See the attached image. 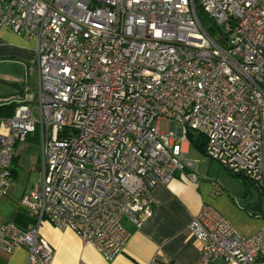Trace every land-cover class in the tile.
I'll return each mask as SVG.
<instances>
[{"label":"built area","instance_id":"1","mask_svg":"<svg viewBox=\"0 0 264 264\" xmlns=\"http://www.w3.org/2000/svg\"><path fill=\"white\" fill-rule=\"evenodd\" d=\"M0 25L35 39L38 77L31 99L0 118V196L17 144L39 143L38 177L18 198L27 223L0 221V254L23 247L26 264H53L39 233L48 223L111 260L126 222L139 227L158 203L155 185L176 172L197 181L192 131L256 189L261 226L244 236L202 205L187 225L198 258L147 264H264V0H0Z\"/></svg>","mask_w":264,"mask_h":264},{"label":"crops","instance_id":"2","mask_svg":"<svg viewBox=\"0 0 264 264\" xmlns=\"http://www.w3.org/2000/svg\"><path fill=\"white\" fill-rule=\"evenodd\" d=\"M0 65L15 66L22 71V77L3 73L2 77L0 75L1 79L9 81L6 85L10 88L5 94L0 93V105L11 102L17 104L24 98V87L31 68L35 71L37 85L35 39L0 25ZM184 147L187 156L189 143L185 142ZM38 158L39 143L36 134H30L16 146L11 166V185L8 193L0 196L1 222L15 221L19 214H25L18 205V198L32 183L31 175L38 174ZM192 160L197 162V159ZM197 177V181L192 182L182 173L176 172L168 184L155 185L153 194L158 203L139 227L135 228L126 222L130 237L121 252L111 260L103 259L91 245L83 244L73 231L59 230L48 223H42L39 233L54 248L53 264H77L79 261L84 264H147L152 257L163 262L191 263L198 258L200 245L187 230V225L202 205L215 208L244 236L259 229L261 214L249 210L258 200L259 194L255 188L256 195L251 194L249 187L252 184L249 181L241 176L246 186L236 197L227 189L217 191L214 183L207 178ZM26 262L27 251L23 247L9 254H0V264Z\"/></svg>","mask_w":264,"mask_h":264},{"label":"rangeland","instance_id":"3","mask_svg":"<svg viewBox=\"0 0 264 264\" xmlns=\"http://www.w3.org/2000/svg\"><path fill=\"white\" fill-rule=\"evenodd\" d=\"M199 17L203 27L209 33V35L218 43L221 40L220 30H217L210 21L200 12ZM35 71H29V76L27 77L26 85L24 87V99L30 100L31 94L35 92L36 88V75ZM2 73L6 75H14L22 77V71L15 66H6L0 65V75ZM9 81L0 78V93L5 94V91H10L8 88ZM168 127V121L161 119L159 121V130L164 131ZM187 157L190 159H197L195 162L194 170L199 176L207 178L210 182L214 183L215 189L217 191H222L224 189L229 190L234 196H239L241 192L244 191L246 184L241 176L230 173L228 170L222 168L218 163L210 160L205 154L198 151L194 146H190ZM38 174L33 173L30 177V182H33L37 179ZM250 192L253 196L256 195L254 187H249Z\"/></svg>","mask_w":264,"mask_h":264},{"label":"trees","instance_id":"4","mask_svg":"<svg viewBox=\"0 0 264 264\" xmlns=\"http://www.w3.org/2000/svg\"><path fill=\"white\" fill-rule=\"evenodd\" d=\"M16 105L15 102H11L8 104H1L0 105V117H7L13 113L14 106ZM187 141L189 145L194 146L198 151L204 154V139L201 134L197 132L188 131L186 134ZM25 215V214H24ZM22 213L18 215L17 220L15 222L21 226H25L27 223V218ZM23 217V220H20Z\"/></svg>","mask_w":264,"mask_h":264},{"label":"water","instance_id":"5","mask_svg":"<svg viewBox=\"0 0 264 264\" xmlns=\"http://www.w3.org/2000/svg\"><path fill=\"white\" fill-rule=\"evenodd\" d=\"M198 11L200 13H202L210 21V23L212 24V26H214L215 28H217L213 24V22L209 19V17H207V15L201 9L198 8ZM249 210L252 211V212H254V213L261 214L260 200L258 199L251 207H249Z\"/></svg>","mask_w":264,"mask_h":264}]
</instances>
